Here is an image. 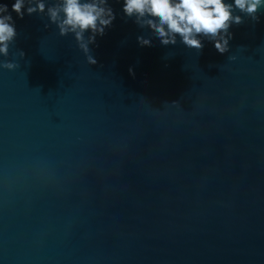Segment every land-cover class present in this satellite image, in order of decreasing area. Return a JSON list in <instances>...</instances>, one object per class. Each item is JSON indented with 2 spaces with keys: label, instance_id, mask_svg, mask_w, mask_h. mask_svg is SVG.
<instances>
[{
  "label": "water",
  "instance_id": "95a60500",
  "mask_svg": "<svg viewBox=\"0 0 264 264\" xmlns=\"http://www.w3.org/2000/svg\"><path fill=\"white\" fill-rule=\"evenodd\" d=\"M107 3L92 65L42 14L12 13L0 264H264V8L219 54L140 45L149 29Z\"/></svg>",
  "mask_w": 264,
  "mask_h": 264
},
{
  "label": "clouds",
  "instance_id": "9594fccd",
  "mask_svg": "<svg viewBox=\"0 0 264 264\" xmlns=\"http://www.w3.org/2000/svg\"><path fill=\"white\" fill-rule=\"evenodd\" d=\"M117 3L125 18L149 29L150 35H137L138 44L150 45L155 37L160 45L166 46L175 44L179 38L186 48L199 51L202 41L207 40L219 54L228 51L232 39L230 26L240 24L242 17L257 21V10L264 8V0H117ZM12 13L17 19L42 14L49 24L55 25L59 36H72L89 65L96 63L89 54V45L104 34L115 18L107 0H12L10 8L0 3V57L8 56L9 45L17 34ZM18 54L23 58V51ZM16 67L12 61L0 60V70L11 71ZM128 71L132 74L131 67Z\"/></svg>",
  "mask_w": 264,
  "mask_h": 264
}]
</instances>
